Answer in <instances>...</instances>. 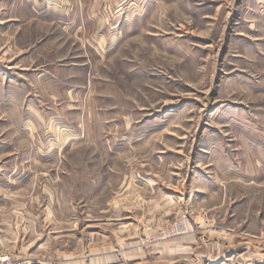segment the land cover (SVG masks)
I'll return each mask as SVG.
<instances>
[{
  "label": "rangeland",
  "instance_id": "obj_1",
  "mask_svg": "<svg viewBox=\"0 0 264 264\" xmlns=\"http://www.w3.org/2000/svg\"><path fill=\"white\" fill-rule=\"evenodd\" d=\"M0 252L264 264V0H0Z\"/></svg>",
  "mask_w": 264,
  "mask_h": 264
},
{
  "label": "built area",
  "instance_id": "obj_2",
  "mask_svg": "<svg viewBox=\"0 0 264 264\" xmlns=\"http://www.w3.org/2000/svg\"><path fill=\"white\" fill-rule=\"evenodd\" d=\"M0 264H13V260L9 254L0 252Z\"/></svg>",
  "mask_w": 264,
  "mask_h": 264
}]
</instances>
